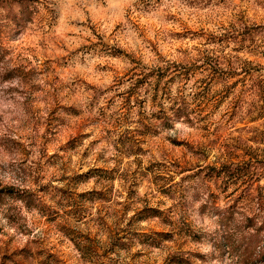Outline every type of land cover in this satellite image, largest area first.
<instances>
[{"label": "rangeland", "instance_id": "obj_1", "mask_svg": "<svg viewBox=\"0 0 264 264\" xmlns=\"http://www.w3.org/2000/svg\"><path fill=\"white\" fill-rule=\"evenodd\" d=\"M88 4L72 0L62 22L48 0H0V83L23 78L17 88H0V106L11 101L35 117L46 102L49 118L33 125L43 158L39 171L53 179L60 173L66 182L59 190L42 185L29 201L45 211L50 239L34 250L0 247V264H74L73 245L85 264H118L117 248L126 264H236L233 257L264 264L251 244L232 239L243 235L236 213H247L246 227L264 233L255 223L256 209L264 210V0H178L169 7L164 0H138L135 11L117 0L111 9L107 0ZM122 20L132 30L125 32ZM149 64L157 67L146 71ZM125 82H132L127 96L116 90ZM188 82L197 86L192 104L181 98L172 111L196 117V134L165 143L156 121L141 120V129L116 142L117 166H105L97 151L103 136L90 139L86 129L97 126L111 136L132 117L133 102L143 109L151 91L155 105L170 85ZM101 97L115 123L106 125L103 109L94 114ZM29 123L22 119L21 126ZM12 193L0 190V203ZM168 199L175 200L173 208ZM52 200L64 205L57 213L43 207ZM113 218L115 227L108 223ZM71 221H84L88 234L69 228ZM99 230L113 237L109 249L96 246Z\"/></svg>", "mask_w": 264, "mask_h": 264}, {"label": "clouds", "instance_id": "obj_2", "mask_svg": "<svg viewBox=\"0 0 264 264\" xmlns=\"http://www.w3.org/2000/svg\"><path fill=\"white\" fill-rule=\"evenodd\" d=\"M72 2V0H48L49 7L59 15L60 20L63 22L65 19V8ZM79 2L85 7H89L88 0H79ZM109 8H113V0H107ZM118 3L126 4L132 11H135L134 5L138 0H117ZM178 0H164V6L169 7L176 5ZM17 13H19L20 6L16 7ZM173 11L176 9L173 8ZM183 11H187L184 9ZM123 13L121 12L120 15ZM183 14V12H182ZM119 18V15L117 16ZM125 32L132 30V26L126 20L121 21ZM112 25H105L107 32H111ZM217 36H222L223 30L216 31ZM131 43V41H129ZM175 59V56L168 57L169 61ZM93 63L88 60L89 66ZM168 66L167 64L165 65ZM156 64H149L146 71H152L156 68ZM17 81H23L20 76H13L8 80L0 83V88L9 89L17 88L19 85ZM41 88H46L47 83L43 78H39L37 81ZM105 85L111 86L112 80H106ZM132 87V82H125L117 86V91L128 95L129 89ZM197 91V86H194V82H188L183 88H178L176 84L169 86L168 93H160L155 105H151V96L153 93L148 92V101L143 109L138 104L133 102V115L127 122H121V124L113 131L111 136L108 135L106 129H100L97 126L86 129V132H91L90 139L103 136V143L97 151H103L105 166L116 167L117 161L120 158V153L117 151L116 142L120 136L126 132L135 134L142 128L141 120L146 122L156 121L155 132L157 138L163 139L165 143H171L172 141H187L191 136L195 135L198 130L196 117L192 116L188 119L184 117H177L175 112L172 111L173 104L179 99H183L189 105L192 104ZM109 93L106 91L105 95ZM11 96H15L18 100H23L17 92H11ZM39 95V93H38ZM171 97V99L169 98ZM144 100L145 97L141 95L139 97ZM41 111H39L34 117L33 114L26 116L22 108H17L11 101L7 104L0 106V164L4 167H0V190L4 188H10L13 190L12 195H6L3 198V202L0 203V247H10L12 249L19 250H34V248L43 242L50 239L51 232L45 228L42 224V220L45 218V211L41 207L31 206L30 200L35 198V195L39 193L41 186H47L51 184L54 189L66 188V182L59 179L60 173H57V178L53 179L51 173L44 176L39 168L43 163L41 149L35 145L34 141L36 134L34 131V119H39L41 122L46 121L49 118V111L47 109L46 102H42L40 105ZM103 109L108 113V123H115L114 112L109 111L108 106L105 103L103 97L100 98L97 103L95 115H100V110ZM143 112V116L139 115V112ZM161 112L164 117L167 118V123L170 127L164 126V118L160 116ZM30 118V123L27 126L22 127V119ZM159 118V119H158ZM87 143V141H86ZM14 145H23L24 151L19 150ZM159 157H157L158 159ZM103 163V162H102ZM124 169L121 168V171ZM177 183H183L182 177H176ZM119 184V181L117 182ZM83 191H90V187L87 189H80ZM142 191V190H141ZM168 208H173L175 205L174 199H168L166 201ZM64 205L58 204L55 200L48 202L43 207L47 209L49 213H57ZM225 207V212H226ZM131 215V214H130ZM264 216V210L259 207L256 209L255 223L261 227H264V219L260 217ZM234 217H238L243 223L241 225V231L243 235L237 233L232 236V239L237 244H251L252 255L255 258H259L264 255V233H257L254 228L246 227L247 213H236ZM67 220V217H65ZM113 227L116 226L115 219L108 221ZM69 228L77 232H83L88 234L89 229L86 227L84 221H71L68 224ZM226 235H229L226 233ZM94 242L97 247L103 249H109L114 243V239L111 234L105 230H99L94 234ZM224 240L221 241L223 243ZM207 251V249H205ZM71 256L74 264H85V261L81 259L82 253L73 245L70 249ZM228 257L227 255L225 256ZM236 264H242L237 257H233ZM113 260L118 264H126V256L122 250L118 248L113 252ZM87 264H94V261L89 260ZM215 264V262H213Z\"/></svg>", "mask_w": 264, "mask_h": 264}, {"label": "trees", "instance_id": "obj_3", "mask_svg": "<svg viewBox=\"0 0 264 264\" xmlns=\"http://www.w3.org/2000/svg\"><path fill=\"white\" fill-rule=\"evenodd\" d=\"M175 114L176 116L179 118V117H184L183 113L181 112L180 108H178L176 111H175ZM251 227V226H250ZM259 231V230H258Z\"/></svg>", "mask_w": 264, "mask_h": 264}]
</instances>
